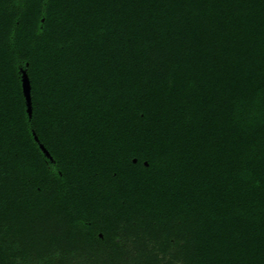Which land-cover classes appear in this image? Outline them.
Segmentation results:
<instances>
[{"label":"trees","instance_id":"1","mask_svg":"<svg viewBox=\"0 0 264 264\" xmlns=\"http://www.w3.org/2000/svg\"><path fill=\"white\" fill-rule=\"evenodd\" d=\"M0 264H264V0H0Z\"/></svg>","mask_w":264,"mask_h":264},{"label":"water","instance_id":"2","mask_svg":"<svg viewBox=\"0 0 264 264\" xmlns=\"http://www.w3.org/2000/svg\"><path fill=\"white\" fill-rule=\"evenodd\" d=\"M23 83H22V86H23V92H24V95H25V98H26V102H27V106H28V111L29 113L31 112L32 110V103H31V92H30V80H29V77L27 76L26 73L23 74ZM41 148L43 149V151L47 154V155H50L49 154V151L46 149V147L43 145V144H40Z\"/></svg>","mask_w":264,"mask_h":264}]
</instances>
